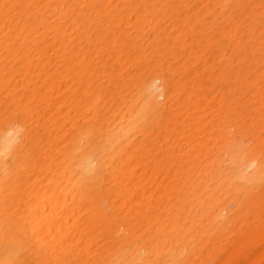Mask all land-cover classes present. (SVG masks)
Here are the masks:
<instances>
[{"label": "bare ground", "instance_id": "obj_1", "mask_svg": "<svg viewBox=\"0 0 264 264\" xmlns=\"http://www.w3.org/2000/svg\"><path fill=\"white\" fill-rule=\"evenodd\" d=\"M238 258L264 260V0H0V264Z\"/></svg>", "mask_w": 264, "mask_h": 264}, {"label": "clouds", "instance_id": "obj_2", "mask_svg": "<svg viewBox=\"0 0 264 264\" xmlns=\"http://www.w3.org/2000/svg\"><path fill=\"white\" fill-rule=\"evenodd\" d=\"M150 94L155 97L157 102H161L164 99V90L162 81L159 79L154 80L150 85ZM226 218L224 215L223 219Z\"/></svg>", "mask_w": 264, "mask_h": 264}, {"label": "rangeland", "instance_id": "obj_3", "mask_svg": "<svg viewBox=\"0 0 264 264\" xmlns=\"http://www.w3.org/2000/svg\"><path fill=\"white\" fill-rule=\"evenodd\" d=\"M204 264H264V260L260 262L245 260L242 258L234 259L231 262H224L223 259H217L216 261L207 260Z\"/></svg>", "mask_w": 264, "mask_h": 264}]
</instances>
